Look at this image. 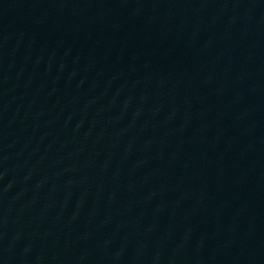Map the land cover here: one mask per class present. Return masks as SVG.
<instances>
[{
	"label": "water",
	"instance_id": "1",
	"mask_svg": "<svg viewBox=\"0 0 264 264\" xmlns=\"http://www.w3.org/2000/svg\"><path fill=\"white\" fill-rule=\"evenodd\" d=\"M0 264H264V0H0Z\"/></svg>",
	"mask_w": 264,
	"mask_h": 264
}]
</instances>
